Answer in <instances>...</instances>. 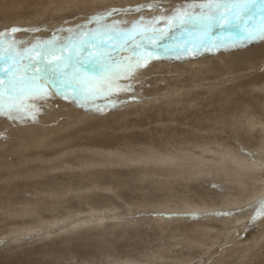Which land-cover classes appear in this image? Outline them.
Listing matches in <instances>:
<instances>
[{
  "label": "rangeland",
  "instance_id": "1",
  "mask_svg": "<svg viewBox=\"0 0 264 264\" xmlns=\"http://www.w3.org/2000/svg\"><path fill=\"white\" fill-rule=\"evenodd\" d=\"M55 1L61 7L44 8L51 0H0V30L46 22L50 28L58 27L65 17L70 18L65 27H70L81 22L71 19L75 13L90 14L142 2L78 0L76 5L71 0ZM152 14L145 12L146 17ZM25 35L16 33L21 38ZM32 35L47 38L50 32ZM247 54L238 52L233 57L205 53L187 62L155 61L141 73V77H151L147 81L150 87L137 89L148 98L139 103L129 100L126 106L102 115H89L67 105L69 109L65 102L59 114L54 111L58 116H51L54 122L52 118L39 119L34 126L10 127L0 120V131L7 129L6 137L0 138V264H216L223 255L230 260L227 264H264L263 220L247 233L241 231L238 237L225 229L228 221L185 215L190 209L202 208L201 212L208 213L224 207L242 208L254 197L251 192L262 188L257 184L264 179V165L258 163V171L249 170L251 173L237 167L245 160L251 161L241 154L238 145L256 153V160H264V71L259 70V58L240 64ZM254 118L258 128L253 127ZM86 124L99 125V129L84 131ZM78 128L84 133L62 139L55 143L57 147L51 144L53 149L34 145L43 138L70 134ZM102 135L112 139L111 145H105ZM120 135L133 137L128 141L126 137L118 139ZM22 142L30 143L10 150ZM86 148L90 151L85 152ZM219 155L236 163L223 161L213 166L212 161L215 163ZM194 163H199L198 167ZM205 167L231 173L215 176L214 170L209 174L203 170ZM225 178L233 183L226 184ZM212 182L221 183L224 191L209 187ZM247 195V201L241 202ZM108 213L115 218L108 217ZM93 214V219L98 214L105 218L98 223L91 219ZM204 225L211 227L214 239L194 248L192 256L188 250L181 252L189 243L182 240L183 244L180 236L193 226V232L199 233L196 229ZM230 240L242 249L231 247Z\"/></svg>",
  "mask_w": 264,
  "mask_h": 264
},
{
  "label": "snow or ice",
  "instance_id": "2",
  "mask_svg": "<svg viewBox=\"0 0 264 264\" xmlns=\"http://www.w3.org/2000/svg\"><path fill=\"white\" fill-rule=\"evenodd\" d=\"M146 11L153 14L146 17ZM71 19L81 22L65 27L70 20L65 17L58 27L46 22L0 30V120L10 127L39 123L42 114L58 111L65 102L89 115L118 110L129 100L139 103L148 97L137 89L150 87L151 79L141 73L155 61L247 52L261 60L264 71V0H142L78 12ZM41 31L50 36L32 35ZM6 132L0 131V138ZM238 148L264 165L256 153ZM209 187L224 191L219 182ZM247 210L252 214L239 237L264 220V195L246 208L185 215L235 218Z\"/></svg>",
  "mask_w": 264,
  "mask_h": 264
},
{
  "label": "bare ground",
  "instance_id": "3",
  "mask_svg": "<svg viewBox=\"0 0 264 264\" xmlns=\"http://www.w3.org/2000/svg\"><path fill=\"white\" fill-rule=\"evenodd\" d=\"M30 1V0H29ZM58 1V0H57ZM81 1V0H80ZM79 1V2H80ZM88 1V0H87ZM108 1H110L111 2V0H106V3L108 2ZM119 1V0H118ZM19 2V1H18ZM22 4H24L22 1H20ZM27 2V1H26ZM42 2H44V1H42ZM71 2L73 3V4H78V0H71ZM84 2V1H83ZM181 2H183V0L181 1ZM52 3H54L53 5H52ZM60 3V2H59ZM58 2H56L55 0H51V2H50V5H49V3L47 2V4L49 5V6H47V5H45V6H43L44 8H50V7H61V4H59ZM87 3V2H86ZM123 3V2H122ZM4 3L2 2V6H4L3 5ZM15 4V3H14ZM17 4V3H16ZM38 4H40L41 5V3H38ZM42 4H46V3H42ZM84 4V3H83ZM10 5V4H9ZM18 6V5H17ZM24 6H25V4H24ZM38 7H39V5H37ZM66 6H69V5H65L64 7H66ZM5 7H7V6H5ZM8 7H10V6H8ZM7 7V8H8ZM12 7V6H11ZM20 7V6H19ZM21 7H22V5H21ZM7 8H5V9H7ZM29 8V7H28ZM4 9V8H3ZM15 9V8H14ZM17 9V8H16ZM254 51H258V49H256V50H254ZM245 53V52H244ZM231 56H233L234 57V55H231ZM248 59V60H250L249 62L246 60V59ZM258 58H252L251 56H250V54L248 53L247 54V56L245 55V56H242V59L241 60H239V63L240 64H242V63H253L254 61H256ZM221 61V60H220ZM232 64V63H231ZM253 65V64H252ZM225 70V69H224ZM179 74V73H178ZM191 74V73H190ZM177 76V75H176ZM183 76V75H182ZM179 77V76H178ZM152 83H153V81H152ZM189 85V84H188ZM187 85V86H188ZM261 86V85H260ZM189 87V86H188ZM263 87H264V83H263ZM178 88H179V86H178ZM183 88V87H182ZM207 88V87H206ZM178 90V89H177ZM175 92V91H174ZM185 92H187V91H185ZM161 93H163V92H161ZM192 95V94H191ZM173 101V100H172ZM171 101V102H172ZM62 104H64V103H62ZM61 104V105H62ZM65 105H66V107H68L67 106V104L65 103ZM174 105V104H173ZM64 106V105H63ZM65 107V106H64ZM65 107V108H66ZM69 108V107H68ZM74 108V107H73ZM61 109H63L62 107H61ZM70 109V108H69ZM65 110V112L67 113V110L66 109H64ZM74 110V109H73ZM71 111H72V109H71ZM59 112H61V111H59ZM129 112V111H128ZM55 112L53 111L52 112V115L49 113V112H45L44 114H42L40 117H39V119H41V120H48V119H51L52 117L51 116H53V115H55L54 114ZM57 113H58V111H57ZM62 113V112H61ZM68 113H69V110H68ZM77 113V112H76ZM59 114V113H58ZM71 114V113H70ZM121 114V113H120ZM61 115V114H60ZM64 115H66V114H64ZM124 115V114H123ZM248 115H250V114H248ZM48 116H50V117H48ZM55 116H58L57 114L55 115ZM78 116V115H77ZM127 116V115H126ZM54 117V116H53ZM60 117V116H59ZM76 117V116H75ZM122 117V116H121ZM249 117V116H248ZM125 119V118H124ZM255 119H257V118H254L253 119V121H252V123H253V127H257V125H256V123H257V120H255ZM81 121H82V119H80ZM77 121V122H81V121ZM127 120V119H126ZM247 120V119H246ZM251 120H252V118H251ZM51 121V120H50ZM52 121L54 122V120H53V118H52ZM67 121V120H66ZM250 121V120H249ZM248 122V121H247ZM51 123V122H50ZM66 123V122H65ZM69 124V123H68ZM67 124V125H68ZM154 124V123H153ZM42 124H40V126H41ZM52 125H54V124H52ZM65 125V124H64ZM123 125V124H122ZM125 125V124H124ZM30 126V125H29ZM33 126H34V124H33ZM38 126V125H37ZM37 126H36V128H37ZM47 126H49V125H47ZM72 126V125H71ZM104 126V125H103ZM44 127V126H43ZM95 127L97 128V129H99V125H94V124H92V125H89V124H86L84 127H82V129L84 130V131H86V130H88V131H93V130H96L95 129ZM102 127V126H101ZM35 128V129H36ZM107 128V127H106ZM122 128V127H121ZM133 128V127H132ZM145 128V127H144ZM258 128V127H257ZM260 128V127H259ZM124 129V128H123ZM129 129V128H128ZM135 130V129H134ZM240 130V129H239ZM84 131H82L81 130V128H78V129H75L74 131H71L70 132V134L67 132V133H64V135L62 134V135H57V136H54V138H43V140L41 139V140H38V141H36V144H34V145H36L37 147H38V149H39V146H40V148L42 147V148H44V147H46V146H48V147H51L52 145L51 144H55V143H58V142H61V140L63 139V140H68V138L67 137H69L70 135V138H75V136H80V134L81 133H84ZM99 131V130H98ZM123 131V130H122ZM32 132V131H31ZM46 132V131H45ZM38 133V132H37ZM41 133V132H40ZM99 134V133H98ZM39 135V134H38ZM43 135V134H42ZM31 136V135H30ZM37 136V135H36ZM27 137V136H26ZM40 137H41V134H40ZM98 137V136H97ZM96 137V138H97ZM101 137V139L103 138L104 139V141L107 143H105V145H111V143H110V141L112 140L110 137H108V136H106V135H102V136H100ZM124 137H126V139L129 141V140H131L132 139V137L129 135V136H123V135H120V136H118V139H124ZM33 138V137H32ZM37 139H38V137H36ZM136 138V137H135ZM35 139V138H34ZM125 139V140H126ZM20 140V139H19ZM24 140V139H23ZM117 140V139H116ZM30 142H31V140H29ZM70 141V140H69ZM29 142V143H30ZM91 142H94V141H91ZM98 142V141H97ZM101 142V141H100ZM29 143H26V142H22V143H20V144H16V145H12V147H10L11 146V143L10 144H8V146L11 148L10 150H13L14 148H17L18 150L20 149V148H22V146H25V144H29ZM96 143V142H95ZM102 143H103V141H102ZM187 143V142H186ZM32 144V143H31ZM60 144H63V143H60ZM76 144V143H75ZM18 145V146H17ZM20 145H22V146H20ZM56 145V144H55ZM95 145V144H94ZM27 146V145H26ZM35 146V147H36ZM54 146V145H53ZM91 146V145H90ZM198 146H199V144H198ZM56 147H57V145H56ZM58 147H59V145H58ZM13 148V149H12ZM127 148V147H126ZM126 148H124V149H126ZM198 148V147H197ZM196 148V149H197ZM9 149V148H8ZM51 149H53L52 147H51ZM91 149H92V147H91ZM130 149V148H129ZM207 149V148H206ZM218 149V148H217ZM80 150V149H79ZM81 150H83V149H81ZM95 150V149H94ZM14 151V150H13ZM41 151V150H40ZM86 151H90L89 149H85V152ZM180 151V150H179ZM10 152V151H9ZM16 152V151H15ZM38 152V151H37ZM200 152V151H199ZM216 152V151H215ZM219 152H220V150H219ZM17 153V152H16ZM32 153V152H31ZM34 153V152H33ZM89 153V152H88ZM127 153V152H126ZM204 153V152H203ZM15 154V153H14ZM34 154H37V153H34ZM89 154H91V153H89ZM156 154V153H155ZM201 154V153H200ZM219 154V153H218ZM221 154V153H220ZM42 155V154H41ZM44 155V154H43ZM79 155V154H78ZM202 155V154H201ZM5 156V155H4ZM34 156V155H33ZM37 156V155H36ZM91 156V155H90ZM158 155H156V157H157ZM170 156H172V155H170ZM173 156H175V155H173ZM180 156H181V154H180ZM30 157H31V155H30ZM44 157V156H43ZM104 156H103V154L101 155L100 154V156H99V158L100 159H102ZM149 157V156H148ZM159 157V156H158ZM232 157V156H231ZM9 158V157H8ZM29 158V157H28ZM106 158V157H105ZM144 158V157H143ZM164 158H165V156H164ZM169 158V157H168ZM167 158V159H168ZM176 158V157H175ZM178 158V157H177ZM193 158V157H192ZM22 159V158H21ZM35 159V158H34ZM80 159V158H79ZM108 159V158H107ZM144 159H146V158H144ZM150 159V158H149ZM169 159H172L171 157L169 158ZM168 159V160H169ZM197 159V158H196ZM212 159H214V158H212ZM220 159V160H219ZM245 159H247V158H245ZM244 159V160H245ZM29 160V159H28ZM138 160V159H137ZM160 160V159H159ZM179 160V159H178ZM195 160V159H194ZM194 160H192V161H194ZM199 159H197L196 160V163H197V161H198ZM215 161V163H213V161H212V164H213V166L216 164V165H219L220 166V164H221V162L223 163V161H224V163H225V161L226 162H228V164H230L232 161H234L235 163H236V161L234 160V159H231V158H229V159H226V158H224V157H222V156H218L217 157V159H214ZM258 160H260V159H258ZM38 161H40V160H38ZM126 161V160H125ZM144 161V160H143ZM146 161V160H145ZM148 161H150V160H148ZM182 161V160H181ZM26 162H28V161H26ZM30 162V161H29ZM35 162H37L36 160H35ZM82 162V161H81ZM191 162V161H190ZM33 163V162H32ZM49 163V162H48ZM85 163H86V161H85ZM154 163H156V162H154ZM161 163V162H160ZM237 163H239V162H237ZM46 164V163H45ZM190 164H192L193 165V162H191ZM195 164V163H194ZM199 164V163H198ZM197 164V165H198ZM25 165V164H24ZM33 165V164H32ZM96 165V164H95ZM175 165H177V162H176V164ZM196 165V164H195ZM195 166V168L196 167H198V166ZM231 165V164H230ZM0 166H1V164H0ZM6 166V165H5ZM74 166V165H73ZM211 166V165H210ZM223 166V165H222ZM227 167H230V166H228V165H226ZM7 167V166H6ZM13 167V166H12ZM96 167V166H95ZM190 167V166H189ZM192 167V166H191ZM235 167V166H234ZM237 167H240L241 169L243 168V171H251V172H254V171H258V167H259V165H258V163H254L252 160L251 161H249V162H247V160H245V161H243V162H241L240 164H238L237 165ZM22 168V167H21ZM27 168V167H26ZM108 168V167H107ZM204 168V167H203ZM206 168V167H205ZM226 168V167H225ZM9 169V168H8ZM59 169V168H58ZM189 169V168H188ZM199 169V168H198ZM260 169V168H259ZM4 170H6V169H4ZM34 170V169H33ZM203 170H205V172H206V170H207V173H209L208 171L210 170V171H213L214 169H211L210 167H209V169L208 168H206V169H203ZM9 171V170H8ZM26 171V170H25ZM199 171H201V170H199ZM228 171H230V169L228 170ZM249 171V172H250ZM1 172V171H0ZM250 172V173H251ZM202 173V172H201ZM211 173V172H210ZM209 173V174H210ZM224 173H231V172H224V171H221V170H217V169H215L214 170V174H215V176H220L221 174H224ZM240 173V172H239ZM15 174V173H14ZM20 174V173H19ZM25 174V173H24ZM43 174V173H42ZM213 174V173H212ZM233 174V173H232ZM230 176H233V175H231V174H229ZM22 176V175H21ZM236 175H235V173H234V177H235ZM10 177V176H9ZM221 178V177H220ZM241 179V178H240ZM223 180V179H222ZM226 184L228 183V184H232L233 183V181H230L229 182V179L228 178H225L224 180H223ZM247 181V180H246ZM232 182V183H231ZM225 183H223V184H225ZM248 183V182H247ZM264 179L262 180V181H259V184H257V186H259V187H262L260 190H258V192L257 193H255V190H254V192H251V194L252 195H254V197L249 201L250 203L251 202H253V201H255L258 197H260V196H262V195H264ZM237 184H239L240 185V183H239V181H238V183ZM242 184V183H241ZM250 184H253V182L252 183H249V185ZM263 184V185H262ZM236 185V184H235ZM256 185V184H255ZM254 185V186H255ZM230 186V185H229ZM239 187V186H238ZM258 187V188H259ZM40 188V187H39ZM250 188V187H249ZM100 189V188H99ZM248 189V188H247ZM252 189V188H251ZM250 189V190H251ZM249 190V189H248ZM257 191V190H256ZM250 192H248L249 194H250ZM226 194V193H225ZM77 195V194H76ZM137 196V195H136ZM248 196V195H247ZM246 196V197H247ZM230 197V196H229ZM234 197H236V196H234ZM245 197V196H244ZM245 197V199H242V201L241 202H243L244 200H246L247 201V199L249 198V196L246 198ZM92 200V199H91ZM238 200V199H237ZM236 200V201H237ZM234 201V200H233ZM224 202V201H223ZM232 202V201H231ZM238 202H239V200H238ZM234 203H235V201H234ZM240 203V202H239ZM246 203V202H245ZM226 204H228V203H226ZM245 205V204H244ZM186 206V205H185ZM231 206H232V204H231ZM248 206V205H247ZM247 206H244L243 208H246ZM223 207V206H222ZM221 207V208H222ZM240 207H241V205H240ZM209 209V208H208ZM207 209V210H208ZM219 209V208H218ZM223 209H225V207L223 208ZM14 210V209H13ZM189 210V209H188ZM201 210H203L202 208H199V209H197V210H192V209H190L189 211H187L186 212V214H189V213H204V212H201ZM18 211V210H17ZM209 211V210H208ZM16 212V211H15ZM84 212V211H83ZM13 214V213H12ZM252 213H251V210H247V211H244V212H242V213H240L239 214V216H237V217H235V218H215V217H212L211 216V219L212 218H214V220L215 219H220L222 222H225V221H228L230 224L229 225H225V229L226 230H232V232H233V234L234 233H237V231L238 230H240V229H242L243 227H244V225L247 223V220H248V217L251 215ZM14 215H16V214H14ZM86 215V214H85ZM95 214H93V215H91V219H93V218H95V216H94ZM107 216L108 217H112V218H115V215L113 214V213H108L107 214ZM82 217V216H81ZM97 217V219H93L95 222H98V223H100V222H102L103 220H104V218H105V216L103 215V214H98V216H96ZM87 217H84L83 219H86ZM208 219H210L209 217H208ZM87 220V219H86ZM108 220V219H107ZM207 222V221H206ZM211 222V221H210ZM263 222H264V220H263ZM56 223V222H55ZM79 223V222H78ZM222 224V223H221ZM57 225V224H56ZM203 225V224H202ZM222 226V225H221ZM223 228V227H222ZM191 228H189V230H190ZM192 229H195L194 228V226H193V228ZM191 229V231H188V232H191V233H186V235L184 236L183 234V236L181 237L180 235V240L182 241V240H186V242L187 243H189V247H187V248H185V249H183V247H182V249L180 250L181 252H183V253H185V250H188V252H191V253H189V255L190 256H192V254H193V252L195 251V250H193L194 248L196 249V248H201V244H203L202 242H204V241H207V240H211V239H214V238H212L213 236L210 234V230H211V227L209 226V225H204V226H200V228L199 229H196L197 231H199V233H196V231H195V233L193 232V230ZM227 232V231H226ZM229 232V231H228ZM263 232H264V230H263ZM74 233V232H73ZM180 234V233H179ZM203 236V237H200V238H198L199 236ZM226 235H228V233L226 234ZM235 236L237 235V234H234ZM242 235V234H241ZM219 236V235H218ZM221 236V235H220ZM215 237V236H214ZM228 238H229V236H227ZM193 238H196V241L193 239ZM202 238V239H201ZM228 238H226V239H228ZM234 238V237H233ZM238 238V237H237ZM237 238L235 237V239H234V241H238L237 240ZM199 239H201V242H199ZM232 239V238H231ZM219 240V239H218ZM250 240V239H249ZM258 240V239H257ZM231 241V240H230ZM233 240L231 241L232 243L231 244H233L231 247H233V248H236V250H238V249H242V248H237V244L235 245V243H233L234 242ZM254 241V240H253ZM183 242V244H184V241H182ZM255 242V241H254ZM186 244V243H185ZM182 245V244H181ZM229 245V244H228ZM246 245V244H245ZM245 245H243V247L245 246ZM203 246H205L206 247V244L205 245H203ZM248 246H249V244H248ZM232 248V250H233V252H234V249ZM198 250V249H197ZM196 250V251H197ZM201 250V249H200ZM200 250H198L199 252H201L202 253V251H200ZM226 250V249H225ZM229 250L230 251H232L230 248H229ZM247 250V249H246ZM164 251V250H163ZM218 251V250H217ZM221 251H223V250H221ZM245 251V250H244ZM243 251V252H244ZM248 251V250H247ZM207 252V251H206ZM227 252H229V251H227ZM232 252V253H233ZM188 254V253H187ZM241 254H242V252H241ZM240 254V255H241ZM246 254V253H245ZM247 255V254H246ZM245 255V256H246ZM147 258V257H146ZM186 259V258H185ZM188 259H186V260H184V261H187ZM229 259L227 258V257H225V255H223V257L222 258H218L217 259V262H216V264H227V261H228ZM216 261V260H215ZM230 261V260H229ZM235 261V260H234ZM126 264H127V262H125ZM133 263V262H132ZM131 263V264H132ZM137 263H138V261H137ZM135 264V263H134ZM213 264V263H212ZM215 264V263H214Z\"/></svg>",
  "mask_w": 264,
  "mask_h": 264
}]
</instances>
